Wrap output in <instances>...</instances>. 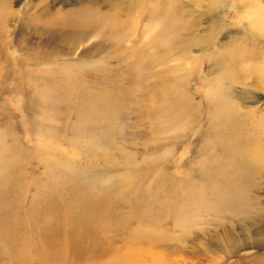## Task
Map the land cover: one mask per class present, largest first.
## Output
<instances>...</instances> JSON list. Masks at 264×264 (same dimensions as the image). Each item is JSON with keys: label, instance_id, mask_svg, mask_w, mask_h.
I'll use <instances>...</instances> for the list:
<instances>
[{"label": "bare ground", "instance_id": "obj_1", "mask_svg": "<svg viewBox=\"0 0 264 264\" xmlns=\"http://www.w3.org/2000/svg\"><path fill=\"white\" fill-rule=\"evenodd\" d=\"M11 1L0 0V29L4 27L0 30V55L5 54L1 41L6 31L10 33L17 15V9L10 11ZM65 32L58 28L57 34ZM66 36L70 37L63 38ZM10 55L8 58L16 62L14 53ZM11 66L0 70V93H4L6 82L13 80L23 86L28 102L33 99L35 110L39 104L41 109L50 108L60 124L65 123L74 104L79 110L70 130L72 136L65 139L71 153L54 143L35 149L36 165L39 155L54 180L38 183L32 179L37 192L26 208L22 207L16 171L11 179L5 170L16 168L25 173L28 148L17 138L8 142L0 131V261L97 264L95 253L107 249L112 259L122 264H138L143 258L153 261L152 257L163 263L155 253L160 244L157 240L170 237L178 227L175 240L182 241L193 233L194 240L206 235L202 248L224 255L264 245V112L256 106L257 101L246 106V99L206 80L207 89L198 101L192 98V91H184L178 83L170 92L142 91L140 107L146 96L156 95L155 107L150 99L147 108L156 115L157 126L174 123L178 136L188 139L191 131L202 125L200 148L192 160L183 163L185 172L177 174L178 161L169 159L175 139L158 140L149 149L136 141L135 135L127 133H136L135 127L126 126L121 114L126 102L117 97L111 84L98 81L97 74L88 72L80 79L66 67L52 76L44 67L38 73L37 67L13 72ZM44 78L50 83L56 78L52 90L40 87ZM1 110L9 115L6 107ZM50 123L44 121L43 128ZM51 154L54 159H46ZM70 154L81 156L80 160L69 159ZM109 166L125 175L122 181L117 180L125 185L122 193L116 191ZM202 215L207 217L197 219ZM203 219L217 227L197 233L193 227ZM126 228L129 236H123L124 247L116 248L115 241ZM166 228H173V233ZM219 238L227 241L223 244Z\"/></svg>", "mask_w": 264, "mask_h": 264}, {"label": "rangeland", "instance_id": "obj_2", "mask_svg": "<svg viewBox=\"0 0 264 264\" xmlns=\"http://www.w3.org/2000/svg\"><path fill=\"white\" fill-rule=\"evenodd\" d=\"M218 1L219 4L210 0H12L10 11L17 9V15L10 33L6 31V36L2 35L5 54L0 55V70L4 71L11 64L13 72H19L21 67L30 70L37 67L39 73L44 67L53 76L66 67L80 79L88 72L97 74L98 81L111 84L117 97L126 102L121 114L126 126L135 127L136 133H127L135 135L136 141L149 149L154 148L158 140L175 139L169 159L178 161L173 172L182 174L185 172L183 163L192 160L200 148L202 125L193 129L188 139L178 136L179 129L174 123L157 126L156 115L147 108L150 99L151 107H155L156 95L146 96L140 107L142 91L170 92L181 85L184 91H192V98L198 101L199 95L207 89L206 80L246 99V106L257 101L256 106L264 112V0ZM58 28L68 32L59 36ZM65 35H69L70 40L67 36L64 39ZM10 53H14L16 62L8 58ZM36 62L42 65L35 66ZM56 81L54 78L50 83V79L44 78L45 84L40 87L52 90ZM13 82L10 79L5 83L7 96L5 89L0 93V131L8 142L17 138L28 148L25 173L16 168L5 170L11 179L16 171L15 179L22 189V207L26 208L37 192L32 179L38 183L54 180L44 166L46 161L39 155L36 165L35 149L38 150L40 144L54 143L60 150L71 153L66 140L72 136L70 130L79 108L74 104L65 123L60 124L54 120L50 108L41 109L39 104L35 110L31 98L29 107L23 86ZM175 83L178 86H174ZM1 104L9 115L3 113ZM44 121H51V126L43 128ZM60 140L66 142L62 148ZM135 146L140 148L138 144ZM53 153L58 155L57 151ZM54 154L43 157L51 160ZM80 157L69 155V159L76 161ZM108 171L116 183V191L122 193L125 185L117 180L125 178L123 171L113 172L111 166ZM261 195L264 198L263 186ZM206 217L202 215L197 219ZM201 221L202 224L193 227L197 233L217 227L214 222ZM167 230L173 233V228ZM178 234L179 227L170 237L157 240L160 244L155 247V253L163 263L152 257L154 262L143 258L138 264H264V245L224 255L215 249L202 248L206 235L194 240L193 233L180 241L175 240ZM125 235L129 236L127 228L115 241L116 248L124 247ZM111 238L110 235V241ZM218 240L223 244L227 241ZM94 258L97 264H122L114 261L107 249H99ZM30 261V264H39L36 260ZM0 264L9 263L3 259Z\"/></svg>", "mask_w": 264, "mask_h": 264}]
</instances>
